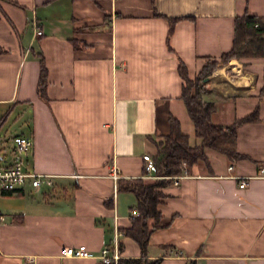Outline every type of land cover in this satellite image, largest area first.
<instances>
[{
  "label": "crops",
  "instance_id": "crops-1",
  "mask_svg": "<svg viewBox=\"0 0 264 264\" xmlns=\"http://www.w3.org/2000/svg\"><path fill=\"white\" fill-rule=\"evenodd\" d=\"M243 13L264 17V0H0V135L9 127L31 137L27 164L52 181L0 197V264H103L115 231L119 259L140 257L124 234L136 197L117 181L163 177H145L142 155H154L170 116L198 142L178 63L193 79L231 48ZM167 18H177L169 36ZM39 55L46 99L37 92ZM233 63L224 82L231 86L201 92L214 104L211 121L256 119L237 127L239 157L207 149L208 169L193 165L177 183L166 177L157 205L163 225L146 248L159 264H264V46ZM78 245L92 257L61 256Z\"/></svg>",
  "mask_w": 264,
  "mask_h": 264
},
{
  "label": "trees",
  "instance_id": "trees-1",
  "mask_svg": "<svg viewBox=\"0 0 264 264\" xmlns=\"http://www.w3.org/2000/svg\"><path fill=\"white\" fill-rule=\"evenodd\" d=\"M155 15L157 14L154 11ZM177 18H167L169 29L172 31ZM256 24V26H255ZM264 46V17L243 13L234 17V36L231 48L222 53L220 58L222 63L230 59H239L243 56H257L263 53ZM3 49L0 47V53ZM211 59L210 61L215 62ZM207 62L193 79L187 75V70L182 61H179L177 70L183 81L181 98L189 118L193 123L194 135L198 142L191 144L188 135L180 129L179 121L169 117V131L159 140L153 141L155 154L152 159L155 164L156 174L163 176L154 180H146L141 177L119 179L117 189L130 191L136 197L134 208L138 215L131 218V225L124 230V234L133 239L140 249L139 258L119 259L118 264H159L158 260L146 258V248L150 233L161 227L162 216L157 209V205L165 196L160 188L166 185L168 176L179 174L182 171L181 162L187 165V170L193 166L201 164L206 169L209 168V160L206 154L207 149H211L229 158H237L240 155L234 149L237 127L251 120L256 119L253 112L243 118L235 119L232 123L222 125L214 124L211 121V114L214 104L202 98L201 92L204 90L205 80L212 68ZM40 73L38 79L37 92L39 96L46 99L45 86L47 83V70L42 55H39ZM221 64H219L220 66ZM189 264H195L190 261Z\"/></svg>",
  "mask_w": 264,
  "mask_h": 264
},
{
  "label": "built area",
  "instance_id": "built-area-1",
  "mask_svg": "<svg viewBox=\"0 0 264 264\" xmlns=\"http://www.w3.org/2000/svg\"><path fill=\"white\" fill-rule=\"evenodd\" d=\"M33 33L35 35L42 34L41 28L36 25L35 21H33ZM32 146L33 140L29 136L23 134L10 135L7 133L0 135V197H2L3 194L14 192L26 183H29L33 187H36L41 183L47 185L51 184L52 181L50 175L38 173L29 168L26 155L31 151ZM142 160L145 162V177H160L156 174L154 161L148 153L142 155ZM181 167L182 171L179 174L168 176V178H171L174 183H177L178 179L187 175V165L184 161L181 162ZM231 168L232 165H229L228 169L230 170ZM257 176L264 177V166L259 169ZM112 177L116 178L117 175L113 173ZM247 178L248 177L245 176L240 177V181L238 182L239 188H243L247 185ZM137 215V210L133 208L130 212V217L134 218ZM5 220L6 215L0 208V224H4ZM119 235V232H114L111 253L109 252L108 247H103L101 249L99 258L103 264H118L117 237ZM61 256L77 259L92 257L85 245L63 247L61 249Z\"/></svg>",
  "mask_w": 264,
  "mask_h": 264
},
{
  "label": "rangeland",
  "instance_id": "rangeland-1",
  "mask_svg": "<svg viewBox=\"0 0 264 264\" xmlns=\"http://www.w3.org/2000/svg\"><path fill=\"white\" fill-rule=\"evenodd\" d=\"M245 57H248V56H243V57H241V58H239L237 60L241 61L242 58H245ZM213 61H215V62L209 61V62H211L209 64V68L210 69L212 68V72L205 79L207 81V83L204 85V88L205 87H208V88L212 87L213 84H217V86L219 87V88H215V89H224V88H226L228 86H231L232 84L230 82H227L225 84H224V82L229 81V80H227L229 77L232 78L233 74L230 71L232 69H235L234 66H236V64L235 63L229 64V61L225 62V63H222V60H221L220 57L217 58L216 60H213ZM219 64H221V65L219 66ZM11 119H14V117H10V120ZM6 130L3 129L2 132L6 131L7 134H9V131H11L12 128L9 129V127H8ZM0 153H1V151H0ZM154 154H155V152H154Z\"/></svg>",
  "mask_w": 264,
  "mask_h": 264
}]
</instances>
